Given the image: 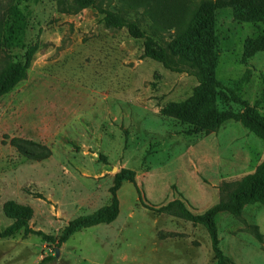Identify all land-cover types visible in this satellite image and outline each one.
Instances as JSON below:
<instances>
[{
  "label": "rangeland",
  "instance_id": "374dc122",
  "mask_svg": "<svg viewBox=\"0 0 264 264\" xmlns=\"http://www.w3.org/2000/svg\"><path fill=\"white\" fill-rule=\"evenodd\" d=\"M203 1L186 0L179 30L188 28ZM75 2L0 0V23L14 6L24 25L16 41L0 34V68L34 49L25 79L0 97V231L18 219L17 211L28 216L31 231L22 228L0 239V264H37L47 256L54 257L50 264H213L202 226L150 207L180 199L203 212L220 200L221 185L239 181L264 160V144L233 120L204 133L165 114L191 96L196 79L143 58L140 40L124 29H104L95 8ZM96 4L152 35L142 9L124 10L118 0ZM214 22L220 48L216 78L245 77L241 97L264 116V51L247 44L263 26L236 20L229 7L217 9ZM172 32L156 38L165 45ZM12 139L28 151L46 148L50 154L30 159ZM121 170L134 173L143 198L123 182L112 223L84 229L57 246L69 221L109 204ZM216 223L226 257L236 264H264V206H246L240 217L221 213Z\"/></svg>",
  "mask_w": 264,
  "mask_h": 264
},
{
  "label": "trees",
  "instance_id": "16d2710c",
  "mask_svg": "<svg viewBox=\"0 0 264 264\" xmlns=\"http://www.w3.org/2000/svg\"><path fill=\"white\" fill-rule=\"evenodd\" d=\"M79 8H95L102 15L103 27L106 30L118 31L124 29L127 34L142 43V57L159 63L164 69L175 73H188L197 81L191 96L180 104H173L163 112L178 121L193 126L194 132H216L221 125L233 120L239 122L246 130L255 135L264 144V116L257 108L241 97L245 77L238 80L219 81L215 71L219 59V38L215 34L214 12L225 7L231 8L233 16L238 21L260 23L263 26L255 40H248L252 49L264 51V0H205L201 3L199 12L194 16L188 28L179 30L184 16L186 0H118L124 10L138 11L142 9L152 21V35L147 34L135 20L125 18L120 12L103 9L96 0H75ZM23 16L19 10L10 6L7 21L0 23V34L5 40L16 41L24 33ZM171 33L170 40L162 44L156 36L164 32ZM6 33V36H4ZM34 49H27L23 60H7L0 68V97L13 90L25 79L27 69L32 60ZM238 107L237 110L233 106ZM11 145L18 151L34 160L46 159L50 151L43 148L42 152H31L22 146L18 140L12 139ZM123 182L134 185L139 200L143 197L135 185L134 173L121 170L115 174L113 185L109 189L111 195L108 205L95 212L79 216L68 222L63 229L56 245L66 242L72 235L84 229L112 223L119 214L117 191ZM220 200L203 212H193L180 199H174L159 207H150L157 214H167L185 220L193 226H202L209 237L213 264H236L226 257L220 248L216 219L221 213H229L240 217L244 208L259 204L264 206V160L255 170L239 181L220 186ZM22 216V217H21ZM18 219L0 231V239L10 237L23 228L25 233L31 232L27 226V217L18 214ZM254 236L261 241L258 227H253ZM35 234L43 240L51 242L54 239L41 232ZM54 257L47 256L37 264H50Z\"/></svg>",
  "mask_w": 264,
  "mask_h": 264
},
{
  "label": "water",
  "instance_id": "95a60500",
  "mask_svg": "<svg viewBox=\"0 0 264 264\" xmlns=\"http://www.w3.org/2000/svg\"><path fill=\"white\" fill-rule=\"evenodd\" d=\"M59 255L58 249L56 250V257Z\"/></svg>",
  "mask_w": 264,
  "mask_h": 264
}]
</instances>
